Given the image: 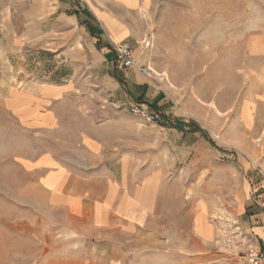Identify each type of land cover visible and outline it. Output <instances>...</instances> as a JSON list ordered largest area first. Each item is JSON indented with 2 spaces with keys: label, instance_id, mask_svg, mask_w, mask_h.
<instances>
[{
  "label": "rangeland",
  "instance_id": "374dc122",
  "mask_svg": "<svg viewBox=\"0 0 264 264\" xmlns=\"http://www.w3.org/2000/svg\"><path fill=\"white\" fill-rule=\"evenodd\" d=\"M88 4L78 25L41 19L39 34L32 3L7 9L3 32L14 46L3 43L0 74V264H40L51 253L86 256L96 245L74 230L38 225L48 200L33 190L28 168L47 151L75 165L92 158L130 164L139 180L162 186L154 194L167 197L169 224L177 213L199 212L215 224L205 252L177 246L170 236L168 242L154 236L144 246L121 238L114 264H246L247 250L263 248L249 220L264 192V0L141 3V36L133 47L142 63L164 74L148 82L160 95L150 105L160 115L157 124L131 112L142 102L123 82L128 71L117 70L87 30L88 23L100 35ZM45 86L64 92L49 102L56 126L27 130L6 98ZM24 100L30 99L22 95L9 104ZM191 123L213 143L169 127Z\"/></svg>",
  "mask_w": 264,
  "mask_h": 264
},
{
  "label": "crops",
  "instance_id": "0c3cea01",
  "mask_svg": "<svg viewBox=\"0 0 264 264\" xmlns=\"http://www.w3.org/2000/svg\"><path fill=\"white\" fill-rule=\"evenodd\" d=\"M90 2L92 7L87 0H0V74H3V43L14 46L11 34L3 32V25L8 19L7 9L14 4L32 3V22L38 28L33 33L36 34L40 32L41 19L78 25L88 4L92 24L100 34L94 33L99 50L104 55L111 53L113 60L114 52L109 40L132 47L139 42L141 30L138 28L137 11L144 0ZM123 79L132 99L153 106L159 101L160 95L152 90L136 69L129 70ZM46 87L31 94L22 91L9 93L6 98L7 106L27 130L47 132L56 126L57 113L50 109L49 102L64 92ZM22 95L23 99L30 100L21 101L18 106L9 104L15 99L21 100ZM91 161L69 164L49 151L30 160L28 171L35 187L33 190L42 191L48 200L46 218H41L38 225L42 222L49 227L71 229L96 240V245L90 247L92 252L86 256L51 253L40 264H114L121 256V238L135 237L144 246L154 236H158L159 241L165 238L166 242L170 236L177 246L184 247L183 244L190 243L192 249H196L192 252L208 250L216 230L215 224L208 222L203 212L194 217L177 213L169 224L167 197L154 194L162 187H158L155 180H139L130 164L101 163L96 158ZM250 207L254 211L249 220L251 232L264 248V192L256 196Z\"/></svg>",
  "mask_w": 264,
  "mask_h": 264
},
{
  "label": "built area",
  "instance_id": "2783aa9c",
  "mask_svg": "<svg viewBox=\"0 0 264 264\" xmlns=\"http://www.w3.org/2000/svg\"><path fill=\"white\" fill-rule=\"evenodd\" d=\"M109 45L114 52V62L117 70L126 72L131 69H136L147 82L155 79V72L150 64L142 63L139 60L134 47L125 44H116L112 40H109ZM131 112L151 124H157L160 119L158 112L150 108L149 104L145 103L134 105L131 108ZM245 261L246 264H264V248L254 247L247 250L245 253Z\"/></svg>",
  "mask_w": 264,
  "mask_h": 264
},
{
  "label": "trees",
  "instance_id": "16d2710c",
  "mask_svg": "<svg viewBox=\"0 0 264 264\" xmlns=\"http://www.w3.org/2000/svg\"><path fill=\"white\" fill-rule=\"evenodd\" d=\"M81 25H84V24H81ZM87 30L91 33V35L94 34V31L91 29V25H89L88 23L85 24ZM156 108V107H155ZM169 127L170 128H173V129H187L188 131H190L191 133H201L203 135V137H205L209 142L213 143L207 133L205 131H203L199 126H197L195 123H191L190 126H182V125H178V124H169Z\"/></svg>",
  "mask_w": 264,
  "mask_h": 264
},
{
  "label": "bare ground",
  "instance_id": "6f19581e",
  "mask_svg": "<svg viewBox=\"0 0 264 264\" xmlns=\"http://www.w3.org/2000/svg\"><path fill=\"white\" fill-rule=\"evenodd\" d=\"M142 9H144V8H142ZM154 71V70H153ZM155 72V74H156V76H158V77H161V76H163V75H161V74H159V73H157L156 71H154ZM167 77V76H166ZM170 84V83H169Z\"/></svg>",
  "mask_w": 264,
  "mask_h": 264
}]
</instances>
